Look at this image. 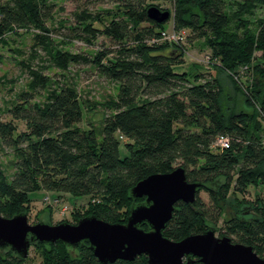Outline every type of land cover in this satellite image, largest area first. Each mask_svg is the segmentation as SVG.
Masks as SVG:
<instances>
[{"label":"trees","instance_id":"trees-1","mask_svg":"<svg viewBox=\"0 0 264 264\" xmlns=\"http://www.w3.org/2000/svg\"><path fill=\"white\" fill-rule=\"evenodd\" d=\"M88 1L118 6L111 16L88 5L73 12L75 26L66 28L70 40L92 44L103 36L112 44L93 57L66 51L52 54L51 40L44 36L51 32L47 22L55 12L51 0H0V47L7 46L8 35L18 29H38L57 67L93 64L99 74L119 84L116 99L108 105L110 113L98 130L93 125L82 126L84 104L74 86L59 82L49 87L50 78L30 68L27 90L7 112L11 119L0 111V143L13 148L17 157L11 178H0L1 214L8 218L28 215L34 194L45 190L89 197L90 215L111 223L124 222L119 219V207L126 208L128 220L131 207L145 200L131 195L139 181L184 167L188 181L200 187L193 204L176 203L164 235L180 241L205 233L210 224L223 220L221 237L252 246L264 258L263 202L248 211L240 209L241 205L224 206L230 191L239 203L248 197L251 186L264 185V61L250 62L258 49L264 52V22L251 37L247 30H230L232 18L227 12L230 3L248 10L264 6V0H166L174 7L175 31H188L189 41L215 37L209 41L221 59L222 65L216 68L233 77L237 93L253 113L241 110L219 76L204 73L191 78L177 70L183 54L176 45L161 43L163 25L171 16L165 23L150 18L148 10L157 7L154 3ZM243 66L256 71L252 88L239 79ZM15 120L26 129L20 131ZM201 191L207 192L211 205L203 200ZM36 245L44 246L49 264H150L145 254L134 260L102 262L88 242L75 249L62 241ZM26 262L11 248L0 247V264ZM195 264L203 263L197 259Z\"/></svg>","mask_w":264,"mask_h":264},{"label":"rangeland","instance_id":"rangeland-1","mask_svg":"<svg viewBox=\"0 0 264 264\" xmlns=\"http://www.w3.org/2000/svg\"><path fill=\"white\" fill-rule=\"evenodd\" d=\"M51 2L55 3L54 16L47 22L51 32L44 33L46 34L44 36H49L51 40L49 48L52 49V54L55 51H66L84 57H93L101 53L103 48L112 46L109 39L103 36L92 44L77 39L70 40L68 36L70 31L66 28L75 26L73 12L77 9L88 5L94 11L104 10L111 16L113 12L118 10L115 3L93 4L88 0H51ZM149 3H154L159 9L170 12V21L163 22L165 23L163 28L166 36L161 39V43L166 42L171 46L176 45L178 52L183 54L182 63L179 64L177 70L186 72L191 78L204 73L207 76H219L225 85L226 91L237 99L241 110L253 113V108L247 104L243 95L237 93L233 77L229 73L216 68L222 64L221 59L215 56L209 41V39L215 37L210 35V38L189 41L186 38L188 31L178 32L173 28L174 7L172 3L166 0H149ZM227 12L232 18L230 30L238 32L247 30L251 37H255L259 26L264 22V6H255L244 10L236 3H230ZM110 16L107 18H110ZM240 26L242 28H239ZM39 34L38 29H18L17 32L8 35L11 38L10 43L5 47H0V54L2 55V61L0 62V111L4 113L7 119H11L7 112L13 103L18 100L19 94L27 90L31 80L29 70L32 67V69L38 70L50 78L49 87H56L59 82H67L74 86L84 104L82 126L90 127L93 125L99 130L103 125L105 116L110 113L109 102L116 99L118 95L119 84L99 74L93 64L71 63L68 69L57 67L51 57L52 54L49 53L51 49L47 50L46 42H42ZM174 36L178 38L174 40ZM262 61H264V52L258 49L250 61L251 65ZM249 70L247 66L239 67V79L249 85V88H252L257 76L254 69ZM37 99L41 98L38 97ZM256 109L259 113L263 111L259 106ZM15 123H17L20 131L26 129L22 122L15 120ZM16 161L17 157L13 148H8L0 143L1 179L6 178L9 180L11 178L16 171ZM256 192L258 198H256ZM200 195L206 204L211 205L207 192L201 191ZM240 196L242 197L241 194ZM261 201L263 202L261 205L264 207V185L257 188L251 186L248 197L245 198L244 202L239 203L236 196L230 191L225 198L224 206L229 205L237 208L241 205L240 209L248 211ZM88 202L89 197L74 198L69 194L40 190L34 194L33 200L27 207L29 224L36 225L39 222H45L55 226L65 222L77 225L81 218L90 215L87 207ZM119 215V219L124 222L118 223L125 224L128 222L125 207H119ZM209 226L215 231L217 237H221L222 230L220 228L223 226V220H220L217 225L210 224ZM37 243L31 244L26 263L49 264L50 256L47 255L46 249L44 246L36 245Z\"/></svg>","mask_w":264,"mask_h":264},{"label":"water","instance_id":"water-1","mask_svg":"<svg viewBox=\"0 0 264 264\" xmlns=\"http://www.w3.org/2000/svg\"><path fill=\"white\" fill-rule=\"evenodd\" d=\"M148 15L159 23L170 18L169 11L158 7L149 8ZM199 187V183L188 181L184 167L152 174L131 189L134 198L145 197V200L131 207L125 224L89 215L77 225L65 222L55 226L45 222L31 225L26 213L8 218L0 212V247L11 248L26 258L32 243L62 241L77 248L88 242L102 262L134 260L145 254L150 264H194L197 259L203 264H264V258L252 246L233 242L228 236L217 237L213 229L180 241L164 235L176 203L182 200L193 204Z\"/></svg>","mask_w":264,"mask_h":264},{"label":"built area","instance_id":"built-area-1","mask_svg":"<svg viewBox=\"0 0 264 264\" xmlns=\"http://www.w3.org/2000/svg\"><path fill=\"white\" fill-rule=\"evenodd\" d=\"M164 36H166V33H164ZM178 37H176V36H174V40H176ZM180 38H181V36H180ZM220 143L223 145V146H227V142H226V140H224V139H221L220 140Z\"/></svg>","mask_w":264,"mask_h":264}]
</instances>
